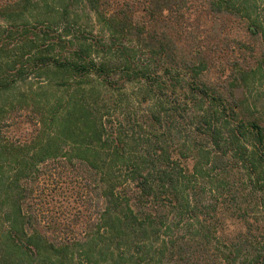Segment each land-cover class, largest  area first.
Returning a JSON list of instances; mask_svg holds the SVG:
<instances>
[{
  "label": "trees",
  "instance_id": "obj_1",
  "mask_svg": "<svg viewBox=\"0 0 264 264\" xmlns=\"http://www.w3.org/2000/svg\"><path fill=\"white\" fill-rule=\"evenodd\" d=\"M256 2L0 0V264H264ZM81 5L107 38L77 39ZM127 84L150 102L113 115Z\"/></svg>",
  "mask_w": 264,
  "mask_h": 264
},
{
  "label": "rangeland",
  "instance_id": "obj_2",
  "mask_svg": "<svg viewBox=\"0 0 264 264\" xmlns=\"http://www.w3.org/2000/svg\"><path fill=\"white\" fill-rule=\"evenodd\" d=\"M257 7H256V11L257 13L261 12L263 7H264V0H257L256 2ZM73 7V6H72ZM76 8L73 7L72 9ZM84 6H80L78 8V15L75 17L76 24H74L72 32L79 37L77 39H79V41H83V37L82 35L85 33H92L96 36H103L106 37L108 36L107 31L104 30V28L102 27V24L98 22L97 18L94 17V15L88 11L87 8H85ZM34 14L37 15L39 18H45L46 15L44 14V9L40 7L39 10H35ZM62 20V19H61ZM60 20V21H61ZM3 22L0 21V25H2ZM57 28V26H56ZM58 29V28H57ZM10 56L12 55V52L9 51ZM118 53L116 54V51H112V52H106V53H102L100 55H98L99 57H102L104 59H113L115 58V56H117ZM97 57V56H96ZM95 57V59H97ZM44 75V74H43ZM42 75V76H43ZM42 76L37 77L36 75H30L27 80L25 81V85H22L21 83L18 84L17 89H15L14 91L18 92L19 90H22V88H26V87H37V85H39V82L44 81L45 78H43ZM42 77V78H41ZM73 80H71L72 83ZM89 81L92 83H95L96 78L94 76H90L89 77ZM137 91V87L136 85H129L127 84L124 89H122L119 93H111L109 91H107L106 93L102 91V95L106 96V100L104 103H109V98L113 100L116 99L119 96H122V100L120 103H122V105L117 109V112H112L113 115H117V116H121L120 115V108L124 107L123 109L126 110L128 106V101L129 104L131 106V110H137V114L147 108L148 103L150 102V98L148 99L147 103H137L135 104L136 101H134V99H138V92ZM61 93V91L58 90V88L54 87L53 89L49 90L47 92L48 97L50 96V94L54 95V96H58ZM249 96L251 100H256V104L258 109L261 111L264 108V77L261 78L260 80H255L254 82H250V86H249ZM124 98V99H123ZM53 99L54 98H50ZM129 108V107H128ZM131 112V111H130ZM50 182V179L49 181ZM56 187V186H55ZM44 191H43V195H42V205H43V209L45 212V216L46 218H49L52 216H54V218L56 219V221L61 222L62 220H65V216L68 212H65V206L67 208V206L69 207L72 204V198L73 195H71L69 189L66 188V184L62 185V188L58 189L55 188L53 189L50 185H44L43 187ZM69 211V210H68ZM49 216V217H48Z\"/></svg>",
  "mask_w": 264,
  "mask_h": 264
}]
</instances>
